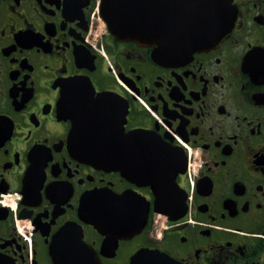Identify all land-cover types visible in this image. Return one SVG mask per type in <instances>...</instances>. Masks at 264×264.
<instances>
[{
    "label": "flooded vegetation",
    "instance_id": "obj_1",
    "mask_svg": "<svg viewBox=\"0 0 264 264\" xmlns=\"http://www.w3.org/2000/svg\"><path fill=\"white\" fill-rule=\"evenodd\" d=\"M226 5L191 48L212 0H0V264H264V0Z\"/></svg>",
    "mask_w": 264,
    "mask_h": 264
},
{
    "label": "water",
    "instance_id": "obj_2",
    "mask_svg": "<svg viewBox=\"0 0 264 264\" xmlns=\"http://www.w3.org/2000/svg\"><path fill=\"white\" fill-rule=\"evenodd\" d=\"M228 0H212V8L213 3L215 5V10L206 14H197L192 13V18L190 20H181L180 21V31L183 32V35H181V39H184L188 46L191 48H199L205 45H209L212 40L215 38L220 37L222 33L226 31V29L229 27L230 23H232V20L230 19V9L229 5H226V2ZM180 6L183 8L185 5L190 7L191 0H179ZM218 5L219 11L217 12L216 7ZM211 4H208V7H210ZM149 25V21L147 22ZM151 24L153 22H150ZM155 25V23H153ZM152 38H139L138 40L141 41H149L151 43H156L159 41V38L153 37V40H148ZM135 134H133L134 137ZM137 139H139L141 142L146 143H155L157 146H159L157 149L160 153L163 155V161H154L153 163L147 164L145 162V165H143L140 162V166L142 168V171L137 174L138 178H151V176H155V169L158 166V171L160 173L162 168H166L169 166V162L166 159L168 155H174V161L171 162V169L173 170V174L171 175L172 178H175L178 173H183V165L185 166V157L182 150H171L165 146H161L158 142H156L154 139L150 137V135L145 134H138ZM107 151V150H106ZM111 151H108V154H110ZM108 154H102L99 157V159L102 161V165H110L111 164V157ZM122 165V164H121ZM117 168L121 169L126 174H132V165H129V163H126L125 165H118ZM146 168V169H145ZM123 173V174H124ZM161 198L159 195L156 197L154 205L155 208H158L160 206Z\"/></svg>",
    "mask_w": 264,
    "mask_h": 264
}]
</instances>
